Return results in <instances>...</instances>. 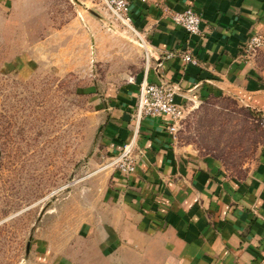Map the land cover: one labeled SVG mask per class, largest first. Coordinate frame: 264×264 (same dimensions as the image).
Listing matches in <instances>:
<instances>
[{
  "label": "crops",
  "instance_id": "0c3cea01",
  "mask_svg": "<svg viewBox=\"0 0 264 264\" xmlns=\"http://www.w3.org/2000/svg\"><path fill=\"white\" fill-rule=\"evenodd\" d=\"M189 5L203 19L199 35H189L169 16L168 9ZM129 8L145 41L132 40L133 46L149 52V80L177 84L179 102L188 94L201 102L228 95L264 116V54H243L249 34L264 32V0H129ZM78 15L82 21L75 16L66 26L77 25L89 55L88 24L99 25L89 27L96 32L101 22L86 11ZM185 47L198 65L183 59ZM138 70L110 98L113 153L133 128V114L126 110L136 106ZM168 122L165 115L141 120L135 170L109 169L98 187L99 208L77 235L46 243L43 257L31 264H264V143L237 174L180 142Z\"/></svg>",
  "mask_w": 264,
  "mask_h": 264
},
{
  "label": "rangeland",
  "instance_id": "374dc122",
  "mask_svg": "<svg viewBox=\"0 0 264 264\" xmlns=\"http://www.w3.org/2000/svg\"><path fill=\"white\" fill-rule=\"evenodd\" d=\"M88 1L0 0V264L42 258L46 243L74 238L99 208L116 135L110 98L144 71L146 53L102 0ZM79 11L101 22L86 26L89 55L77 25L66 26L82 21ZM176 135L241 174L264 143V121L216 95Z\"/></svg>",
  "mask_w": 264,
  "mask_h": 264
},
{
  "label": "built area",
  "instance_id": "2783aa9c",
  "mask_svg": "<svg viewBox=\"0 0 264 264\" xmlns=\"http://www.w3.org/2000/svg\"><path fill=\"white\" fill-rule=\"evenodd\" d=\"M113 18L122 24L136 39L145 45L144 38L134 25L133 17L130 13L129 0H102ZM171 19L180 24L189 35H199L201 33L202 17L200 13L189 5L182 10L168 9ZM243 54L250 58L257 54H264V32L253 31L247 37L243 45ZM146 64L141 77L138 80V91L136 106L133 111V128L130 136L122 143L118 152L113 153L105 167L116 169L122 174H128L135 170L137 154L136 139L139 132L141 120L147 116H167L169 118L168 129L175 137L180 122L194 106H197L201 100L195 95H186V100L179 102L175 95L179 88L177 84L169 81H151L148 79L147 71L149 68V52L145 48ZM181 55L187 63L199 64V60L193 55L188 47L182 50ZM264 121V116L259 115ZM262 260L264 261V248L262 251Z\"/></svg>",
  "mask_w": 264,
  "mask_h": 264
},
{
  "label": "trees",
  "instance_id": "16d2710c",
  "mask_svg": "<svg viewBox=\"0 0 264 264\" xmlns=\"http://www.w3.org/2000/svg\"><path fill=\"white\" fill-rule=\"evenodd\" d=\"M249 108V107H248ZM249 110L252 112V113H254V115H259L258 113H256L254 110H251L250 108H249Z\"/></svg>",
  "mask_w": 264,
  "mask_h": 264
}]
</instances>
